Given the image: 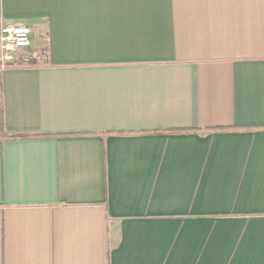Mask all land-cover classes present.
<instances>
[{"label": "crops", "instance_id": "1", "mask_svg": "<svg viewBox=\"0 0 264 264\" xmlns=\"http://www.w3.org/2000/svg\"><path fill=\"white\" fill-rule=\"evenodd\" d=\"M5 24L47 60L0 69V264H264V0H0Z\"/></svg>", "mask_w": 264, "mask_h": 264}, {"label": "built area", "instance_id": "2", "mask_svg": "<svg viewBox=\"0 0 264 264\" xmlns=\"http://www.w3.org/2000/svg\"><path fill=\"white\" fill-rule=\"evenodd\" d=\"M32 30L22 24L0 26V69L46 63L45 53L31 49Z\"/></svg>", "mask_w": 264, "mask_h": 264}, {"label": "trees", "instance_id": "3", "mask_svg": "<svg viewBox=\"0 0 264 264\" xmlns=\"http://www.w3.org/2000/svg\"><path fill=\"white\" fill-rule=\"evenodd\" d=\"M10 139H21V138H24L23 136L21 135H12L9 137Z\"/></svg>", "mask_w": 264, "mask_h": 264}]
</instances>
